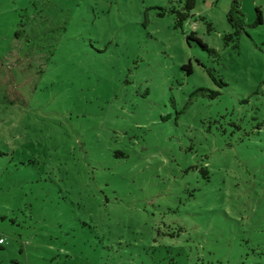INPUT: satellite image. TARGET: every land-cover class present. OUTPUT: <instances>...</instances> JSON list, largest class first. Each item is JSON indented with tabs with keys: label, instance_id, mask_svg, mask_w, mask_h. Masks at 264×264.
<instances>
[{
	"label": "rangeland",
	"instance_id": "1",
	"mask_svg": "<svg viewBox=\"0 0 264 264\" xmlns=\"http://www.w3.org/2000/svg\"><path fill=\"white\" fill-rule=\"evenodd\" d=\"M185 1L0 0V264H264V0Z\"/></svg>",
	"mask_w": 264,
	"mask_h": 264
},
{
	"label": "trees",
	"instance_id": "2",
	"mask_svg": "<svg viewBox=\"0 0 264 264\" xmlns=\"http://www.w3.org/2000/svg\"><path fill=\"white\" fill-rule=\"evenodd\" d=\"M196 3L197 0H186L185 4L182 8V11H175L177 12V21H176V26L183 28L184 24L193 16L192 15V11L194 10V8L196 7ZM257 17L256 20L254 21L253 24L248 25L245 21V14L242 11V7H241V1L240 0H235L232 4L231 7V11L229 12V22L232 25V28L234 29V33L229 34L227 36H225V42L226 45H228L229 43H238L239 37L242 34V32H245L247 27H257L259 25H261L263 23V18H262V12L260 9H257ZM189 40H195L197 41L200 46L207 52H209L211 55L212 54H216V50L210 48L208 46V44H206L205 42H203V40L201 38H199L197 36V34L194 32L192 33L189 37ZM238 46V44L236 45ZM183 70H185L188 75H192L193 74V65L192 63H189L188 65H185L183 67ZM209 77L211 79H213L220 87H224L227 85V83L219 76L213 75L212 70L206 69ZM208 92H210L209 96H208ZM219 92H213L208 90V89H199L197 91H195L192 95H191V103L199 98V97H210L215 98L219 96ZM201 172L206 176L208 173V170L202 169Z\"/></svg>",
	"mask_w": 264,
	"mask_h": 264
},
{
	"label": "built area",
	"instance_id": "3",
	"mask_svg": "<svg viewBox=\"0 0 264 264\" xmlns=\"http://www.w3.org/2000/svg\"><path fill=\"white\" fill-rule=\"evenodd\" d=\"M4 243H5V240L0 239V244L2 245V244H4Z\"/></svg>",
	"mask_w": 264,
	"mask_h": 264
},
{
	"label": "snow or ice",
	"instance_id": "4",
	"mask_svg": "<svg viewBox=\"0 0 264 264\" xmlns=\"http://www.w3.org/2000/svg\"><path fill=\"white\" fill-rule=\"evenodd\" d=\"M261 51H264V50H261ZM262 59H264V57H262Z\"/></svg>",
	"mask_w": 264,
	"mask_h": 264
}]
</instances>
